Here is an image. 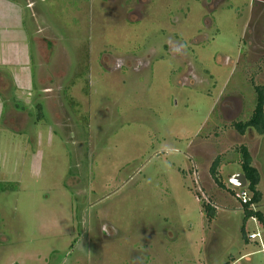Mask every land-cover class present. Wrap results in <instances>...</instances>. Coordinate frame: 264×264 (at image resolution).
<instances>
[{
	"label": "rangeland",
	"instance_id": "rangeland-1",
	"mask_svg": "<svg viewBox=\"0 0 264 264\" xmlns=\"http://www.w3.org/2000/svg\"><path fill=\"white\" fill-rule=\"evenodd\" d=\"M254 86L264 0H0V264H264Z\"/></svg>",
	"mask_w": 264,
	"mask_h": 264
},
{
	"label": "trees",
	"instance_id": "trees-1",
	"mask_svg": "<svg viewBox=\"0 0 264 264\" xmlns=\"http://www.w3.org/2000/svg\"><path fill=\"white\" fill-rule=\"evenodd\" d=\"M255 93H256V101H255V108L251 116L246 121H239L234 125L235 130L240 135H245L247 131H254L259 136H264V87L261 86H254ZM237 153L240 155L239 159L241 162L242 173L245 175L247 179V190H249L250 202L246 205H243V213H244V222L251 218H256L260 223H264V218L262 214L258 210H253L250 207L252 205H258L262 200V194L258 190V186L261 181V176L258 170L253 166V159L249 153V150L246 146H240L236 149ZM221 165V160L216 159L211 168L210 173L211 176L219 183L217 178V171ZM220 186L222 184L220 183ZM223 187V186H222ZM202 210L206 215V218L209 221H212L216 217V210L213 206L205 204L201 202ZM243 231V230H242ZM244 233V232H243ZM245 238V234H243ZM246 239V238H245Z\"/></svg>",
	"mask_w": 264,
	"mask_h": 264
},
{
	"label": "built area",
	"instance_id": "built-area-1",
	"mask_svg": "<svg viewBox=\"0 0 264 264\" xmlns=\"http://www.w3.org/2000/svg\"><path fill=\"white\" fill-rule=\"evenodd\" d=\"M241 190H242L241 194H236L235 197L237 199H239V201L241 202V205L243 206V205L248 204L250 202L251 198L248 195V192L246 191V188L241 189ZM250 208L253 209V210L255 209L254 205H252ZM254 221H256V220L254 219ZM258 237H260V234L257 232V233L250 234L248 238L250 240H255ZM263 251H264V249H263Z\"/></svg>",
	"mask_w": 264,
	"mask_h": 264
},
{
	"label": "water",
	"instance_id": "water-1",
	"mask_svg": "<svg viewBox=\"0 0 264 264\" xmlns=\"http://www.w3.org/2000/svg\"><path fill=\"white\" fill-rule=\"evenodd\" d=\"M231 187L236 189H244L247 187V179L244 174L239 173L234 175L229 181Z\"/></svg>",
	"mask_w": 264,
	"mask_h": 264
},
{
	"label": "crops",
	"instance_id": "crops-1",
	"mask_svg": "<svg viewBox=\"0 0 264 264\" xmlns=\"http://www.w3.org/2000/svg\"><path fill=\"white\" fill-rule=\"evenodd\" d=\"M31 61H32V57H31ZM28 79H29V77H28ZM29 81H30V80H29ZM28 83H29V82H28ZM29 86L32 88L31 85H29ZM30 87H29V89H30ZM253 165H254V160H253ZM258 172H259V171H258ZM258 187H259V186H258ZM258 190H259V189H258ZM259 191H260V190H259ZM233 193H234V192H233ZM258 205H259V204H258ZM258 207H259V206H258ZM257 210L261 213V211L259 210V208H258ZM255 211H256V209H255ZM216 213H217V212H216ZM261 214H262V213H261ZM262 216H263V218H264V215H263V214H262ZM251 219H252V218H251ZM252 220H253V219H252ZM247 221H248V220H247ZM247 221H246V222H247ZM256 224H257V225H256L257 228H259V229H260L261 227L264 228V223H262V222L260 223V222L258 221ZM243 230H244V232H245V229H244V228H243ZM257 232H258V231H257ZM257 232H253V233H257ZM253 233H252V234H253ZM258 233H259V232H258ZM259 234H260V233H259ZM249 235H250V234H249ZM248 237H249V236H248ZM245 238H246L245 241L248 242V239H247V236H246V235H245Z\"/></svg>",
	"mask_w": 264,
	"mask_h": 264
},
{
	"label": "clouds",
	"instance_id": "clouds-1",
	"mask_svg": "<svg viewBox=\"0 0 264 264\" xmlns=\"http://www.w3.org/2000/svg\"><path fill=\"white\" fill-rule=\"evenodd\" d=\"M248 185V184H247ZM247 188V187H246ZM255 207V206H254ZM255 210V209H254ZM253 220L255 219L257 222H258V220L256 219V218H252Z\"/></svg>",
	"mask_w": 264,
	"mask_h": 264
},
{
	"label": "flooded vegetation",
	"instance_id": "flooded-vegetation-1",
	"mask_svg": "<svg viewBox=\"0 0 264 264\" xmlns=\"http://www.w3.org/2000/svg\"><path fill=\"white\" fill-rule=\"evenodd\" d=\"M40 107V106H39Z\"/></svg>",
	"mask_w": 264,
	"mask_h": 264
}]
</instances>
